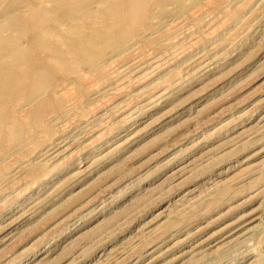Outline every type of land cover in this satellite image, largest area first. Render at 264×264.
<instances>
[{
	"label": "rangeland",
	"instance_id": "rangeland-1",
	"mask_svg": "<svg viewBox=\"0 0 264 264\" xmlns=\"http://www.w3.org/2000/svg\"><path fill=\"white\" fill-rule=\"evenodd\" d=\"M61 1L0 0V37L48 73L0 124V264H264V0L54 11L96 30L65 67L27 41Z\"/></svg>",
	"mask_w": 264,
	"mask_h": 264
},
{
	"label": "bare ground",
	"instance_id": "bare-ground-1",
	"mask_svg": "<svg viewBox=\"0 0 264 264\" xmlns=\"http://www.w3.org/2000/svg\"><path fill=\"white\" fill-rule=\"evenodd\" d=\"M169 1L170 0H160V5H165ZM171 1H174L177 4L181 2V0ZM102 2L103 0H79L78 3H72L71 1H61L53 8L45 9L41 13H37L34 11V14L39 15V19L37 22L32 21L29 24L28 28L30 30V35H28L27 37L28 44L34 49H39L41 48L40 38L42 40L44 39L46 43H48L47 47L54 48V53L51 57H48L47 63L52 64L54 63V61H56L63 67L69 66L73 64L74 61L80 60L79 55L82 52L80 50H77L79 48L76 47L75 39L79 40L83 36L87 37L89 34L94 33L93 31L96 30H94L93 28H88L85 32L81 31L78 34L72 32L74 26H66L65 28H62V23L58 22V20L56 19L57 16L55 18L51 16L53 15L52 13L54 11H56L57 13L63 12L66 16L65 19H71L75 22H77L76 20H78L80 22H84V24L93 23V21L99 22L106 19L107 17H113L117 24L121 25L125 23V21L127 22L126 19L140 15V11L144 8V4L148 3L149 0H112L105 6L102 4ZM93 5L97 6L93 7ZM63 24L66 25L65 21L63 22ZM78 24L77 28H79ZM84 24L82 23L81 25ZM83 29L86 28H84L83 26ZM58 36L59 38L61 37L60 40L57 38ZM90 37L91 36H89L88 39ZM24 39L25 38L22 35H9L0 37V124L8 122V120H6V117H4V111L9 105L12 106L10 100L13 97L19 95L21 96V94L24 92L23 86L24 83L28 81L27 79H32V81L35 82L36 91H40L44 88L43 78L46 74H48L47 72L42 71V69L41 71L36 70L34 73L29 72V66H35L38 68L41 64L39 63V61L31 62L29 60L27 53L23 48L25 41ZM15 120H12L10 122V125L14 124ZM13 126L14 125H12V127Z\"/></svg>",
	"mask_w": 264,
	"mask_h": 264
}]
</instances>
